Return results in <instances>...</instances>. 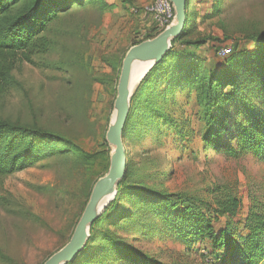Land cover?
Wrapping results in <instances>:
<instances>
[{"label": "rangeland", "instance_id": "1", "mask_svg": "<svg viewBox=\"0 0 264 264\" xmlns=\"http://www.w3.org/2000/svg\"><path fill=\"white\" fill-rule=\"evenodd\" d=\"M155 1L88 0L83 7H72L44 35L50 52L33 57V63H19L13 71L16 85L0 97V120L45 129L67 140V145L52 143L49 147L56 149L48 157L0 177V264H45L71 239L94 182L104 171L105 162L98 154L109 152L111 159L106 134L124 58L135 43L155 35L150 32L156 27L145 14ZM189 16L187 39L219 42L209 41L199 48L178 46L176 59L169 61L202 64L194 87L182 85L181 79L174 81L173 70L164 80V74L157 75L148 96L144 97L149 86L137 96L136 104L153 103L140 115L144 119L139 129L135 125L126 136L124 184L166 192L175 202L187 200L207 216H214L220 201L236 197L241 207L234 227L243 233L242 223L253 202L264 203V160L243 151L236 137L241 124L256 115L253 106H263L262 93L251 89L252 73L238 98L222 104L232 111L223 138L234 149L229 155L204 144L213 127L209 115L216 114V108L208 105L207 88L200 83L209 70L256 50L255 41H264V0H195ZM222 47L232 48L230 57L222 56ZM119 205L123 217L109 228L101 226L110 234L103 241L99 234L96 246L79 264H125L114 250L115 243L163 264L205 263L208 242L192 246L182 242L160 219L147 217L138 196H124ZM226 222L220 218L215 229Z\"/></svg>", "mask_w": 264, "mask_h": 264}, {"label": "trees", "instance_id": "2", "mask_svg": "<svg viewBox=\"0 0 264 264\" xmlns=\"http://www.w3.org/2000/svg\"><path fill=\"white\" fill-rule=\"evenodd\" d=\"M86 1L88 0H0V97L15 87L16 81L12 73L19 63H33V57L46 55L50 52V41L44 36L50 25L61 16L68 14L72 7H83ZM95 1L97 0H93V2ZM194 1L187 0V23L182 34L172 42L170 51L146 75L133 96L123 134L124 145L126 136L132 128L136 125V128L139 129L144 119V116L140 115L153 103V101H148L142 104L139 101L136 104V98L142 92L144 93L148 86L144 97L149 95L150 87L155 84L154 80H157L159 73L164 74L162 76L164 80L168 78L169 74L171 76L174 70L172 78L174 81L181 79L182 85L190 87L198 84L196 76H200L199 73L203 71L199 61L186 60L179 65L169 63L171 59H176L178 46L199 48L207 45L209 41L219 42L205 37L199 40L187 39L191 32L189 11ZM153 32L155 35H149L148 38L135 43L134 46L154 39L161 33L156 28H153L150 33L153 34ZM255 43L258 46L256 50L242 54L241 57L231 58L225 66L214 67L207 73L208 75L210 73L209 77L206 74L202 76L203 81L200 84L202 85L204 82L205 88H207L205 91L208 105L210 104L212 109L216 108V114L209 115V121L213 127L208 130L203 141L206 148L225 151L229 155L234 153L232 145L223 140L224 133L227 131V123L232 118V111L224 110L222 104H229L238 98L239 90L245 89V84L250 82L249 75L253 73L252 79L255 82L253 83L251 80V89L254 92L261 91L263 106L250 105L257 109L256 115L251 116L249 122L241 124L236 138L243 151L251 152L264 160V41H255ZM257 83H260L259 87ZM221 88L224 90L230 88L231 91L224 93L225 90L220 93ZM242 105L245 106V103ZM147 115H149L148 112ZM149 116L152 119L151 114ZM229 137L235 138L234 134H230ZM52 143L65 146L67 140L39 127L28 128L0 120V177L11 176L17 171L36 164L40 159L48 157L56 149L49 147ZM98 157L105 162L103 174L100 176L102 178L109 170L110 154L101 152ZM127 175L126 172L124 180L118 185V193L113 202L92 225L91 237L86 249L72 263L68 264H79L82 257L88 256L90 250L92 251L91 248L96 246L99 234L101 241L110 234L104 229L101 230V226L108 224L109 228L116 225V218L123 217V212L120 214L119 202L123 201L124 196H138L149 213L148 218L160 219L167 228L179 235L182 242L189 246L208 242L204 264H264V203L253 202L242 223L241 229L244 231L242 233L238 230V226L234 227V219L238 216L241 207V201L236 197L230 195L220 201L214 211V216H207L199 212L200 208L197 210L196 207L190 205L187 200H185L186 202L184 200L175 202V198L166 192L139 186L132 188L124 184L128 178ZM100 178L94 183L96 184ZM178 199L182 200V198ZM114 210H117V213H113ZM220 218H226L227 222L223 228L216 230L214 223ZM150 226L151 223L148 224V227ZM114 243V239L111 240V244ZM101 245L104 244L101 243ZM115 245L114 250L119 252L125 264H163L132 247L128 248L121 243H115Z\"/></svg>", "mask_w": 264, "mask_h": 264}, {"label": "water", "instance_id": "3", "mask_svg": "<svg viewBox=\"0 0 264 264\" xmlns=\"http://www.w3.org/2000/svg\"><path fill=\"white\" fill-rule=\"evenodd\" d=\"M171 2L175 12L173 24L154 39L133 46L124 58L117 98L114 102V116L106 134V140L112 148L109 170L96 182L90 200L70 241L53 254L45 264L72 263L86 249L94 222L103 215L117 196L118 185L124 180L127 172V151L123 142V134L134 93L146 75L167 55L172 47V42L182 34L186 27L187 0H171ZM136 64H149L150 67L134 87L131 84V74Z\"/></svg>", "mask_w": 264, "mask_h": 264}, {"label": "built area", "instance_id": "4", "mask_svg": "<svg viewBox=\"0 0 264 264\" xmlns=\"http://www.w3.org/2000/svg\"><path fill=\"white\" fill-rule=\"evenodd\" d=\"M145 14L151 18L156 29L161 32L171 26L175 19L171 0H156L145 8ZM220 52L224 58H227L231 55L232 48L230 47L228 50L222 48Z\"/></svg>", "mask_w": 264, "mask_h": 264}, {"label": "bare ground", "instance_id": "5", "mask_svg": "<svg viewBox=\"0 0 264 264\" xmlns=\"http://www.w3.org/2000/svg\"><path fill=\"white\" fill-rule=\"evenodd\" d=\"M150 67L149 64H136L133 67V71L131 74V84L136 87L139 83L140 79L143 77L147 69Z\"/></svg>", "mask_w": 264, "mask_h": 264}]
</instances>
